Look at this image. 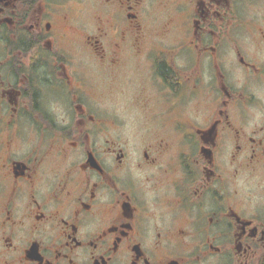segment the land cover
<instances>
[{"label": "flooded vegetation", "instance_id": "obj_1", "mask_svg": "<svg viewBox=\"0 0 264 264\" xmlns=\"http://www.w3.org/2000/svg\"><path fill=\"white\" fill-rule=\"evenodd\" d=\"M0 264H264V0H0Z\"/></svg>", "mask_w": 264, "mask_h": 264}]
</instances>
